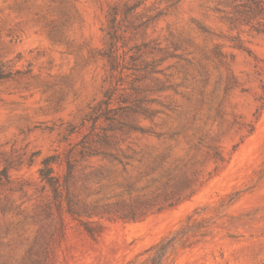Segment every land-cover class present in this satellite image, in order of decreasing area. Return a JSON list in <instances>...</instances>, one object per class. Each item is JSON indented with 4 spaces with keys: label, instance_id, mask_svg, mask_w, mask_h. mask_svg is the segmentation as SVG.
Returning <instances> with one entry per match:
<instances>
[{
    "label": "rangeland",
    "instance_id": "rangeland-1",
    "mask_svg": "<svg viewBox=\"0 0 264 264\" xmlns=\"http://www.w3.org/2000/svg\"><path fill=\"white\" fill-rule=\"evenodd\" d=\"M255 7L0 0V264H264Z\"/></svg>",
    "mask_w": 264,
    "mask_h": 264
},
{
    "label": "trees",
    "instance_id": "trees-1",
    "mask_svg": "<svg viewBox=\"0 0 264 264\" xmlns=\"http://www.w3.org/2000/svg\"><path fill=\"white\" fill-rule=\"evenodd\" d=\"M253 3L256 5L255 8H253L250 12H252L255 15H263L264 13V2L262 0H253ZM264 25V24H263ZM262 31H264V27L262 28ZM54 161L53 156L46 157L43 160V166L40 168V176L43 180H45L48 184L53 186L55 189L59 186L60 180L58 177L52 175L53 168L51 164ZM67 167H68V173L67 176H69L72 173L74 164L71 161V159L67 160ZM131 215H134L133 212Z\"/></svg>",
    "mask_w": 264,
    "mask_h": 264
}]
</instances>
